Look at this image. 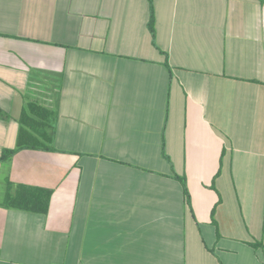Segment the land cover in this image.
Returning <instances> with one entry per match:
<instances>
[{
  "label": "crops",
  "instance_id": "0c3cea01",
  "mask_svg": "<svg viewBox=\"0 0 264 264\" xmlns=\"http://www.w3.org/2000/svg\"><path fill=\"white\" fill-rule=\"evenodd\" d=\"M0 109V264H264V0H0Z\"/></svg>",
  "mask_w": 264,
  "mask_h": 264
},
{
  "label": "trees",
  "instance_id": "16d2710c",
  "mask_svg": "<svg viewBox=\"0 0 264 264\" xmlns=\"http://www.w3.org/2000/svg\"><path fill=\"white\" fill-rule=\"evenodd\" d=\"M0 117L9 119L10 116L0 109ZM20 126L17 149L8 151L2 160L8 159L18 150H46L47 144H51L48 137V132L53 129L51 115L49 110L42 106L38 100L27 101L20 118ZM8 185V207L39 214L48 213L52 197L50 190L16 185V190L12 192L14 185L10 182Z\"/></svg>",
  "mask_w": 264,
  "mask_h": 264
}]
</instances>
